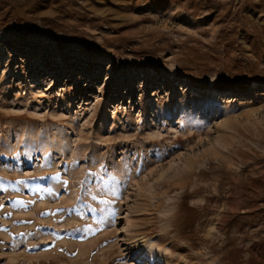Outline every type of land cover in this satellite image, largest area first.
<instances>
[{
  "label": "rangeland",
  "instance_id": "374dc122",
  "mask_svg": "<svg viewBox=\"0 0 264 264\" xmlns=\"http://www.w3.org/2000/svg\"><path fill=\"white\" fill-rule=\"evenodd\" d=\"M0 264H264V0H0Z\"/></svg>",
  "mask_w": 264,
  "mask_h": 264
},
{
  "label": "snow or ice",
  "instance_id": "6c2138e0",
  "mask_svg": "<svg viewBox=\"0 0 264 264\" xmlns=\"http://www.w3.org/2000/svg\"><path fill=\"white\" fill-rule=\"evenodd\" d=\"M66 183V182H65ZM48 213H43L42 215H47ZM10 215V214H9ZM63 251V250H62ZM74 254V253H73Z\"/></svg>",
  "mask_w": 264,
  "mask_h": 264
},
{
  "label": "bare ground",
  "instance_id": "6f19581e",
  "mask_svg": "<svg viewBox=\"0 0 264 264\" xmlns=\"http://www.w3.org/2000/svg\"><path fill=\"white\" fill-rule=\"evenodd\" d=\"M137 249V248H136Z\"/></svg>",
  "mask_w": 264,
  "mask_h": 264
}]
</instances>
